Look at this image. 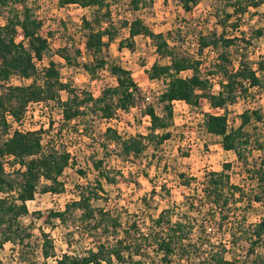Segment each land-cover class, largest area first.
<instances>
[{"label": "trees", "instance_id": "trees-1", "mask_svg": "<svg viewBox=\"0 0 264 264\" xmlns=\"http://www.w3.org/2000/svg\"><path fill=\"white\" fill-rule=\"evenodd\" d=\"M30 1L0 0V10L7 14L4 24L0 23V251L8 243L23 248L32 238L33 234L27 233V228L23 229L20 222L31 214L28 203L35 200L43 181V194L61 193L64 190L61 177L74 164L69 151H59L54 146L57 136H51V130L57 124L55 121H50L46 130L16 131L12 138L5 139L10 128L7 117L12 116L19 121L30 104L58 100L63 117L58 133L60 137L64 128L75 120L92 116V113L103 120H111L120 111L129 112L130 99L139 92L131 71L100 58L119 33L117 24L112 21V7L118 0H58L60 8L79 5L95 9L92 21L84 19L88 30L86 51L93 56V61L85 62L84 67L93 77L99 70L109 67L117 80V85L107 88L104 96L99 98L64 83L56 63L52 61L42 71L38 70L36 64L49 53L50 43L42 34L43 22L34 15ZM142 1H132L135 10H139ZM178 1L184 11L191 12L201 0ZM221 1L225 8L215 16L222 33H202L197 43L199 56L204 57L208 51L216 56L213 63L207 65L209 70L205 75L200 61L178 52L164 34L155 33L142 19L122 22L129 35L119 43L120 50H133L136 38L143 36L152 40L160 58L170 60L169 64L156 62L146 72L150 80L164 85L159 95L164 115H159L154 108L146 109L144 114L151 120L149 133L127 139L116 129L107 127L101 136L103 150L108 152L110 147H115L119 149L120 157L134 164L135 159H139L150 146L158 151L172 138L173 102L184 101L192 107L198 106L199 101L205 98L213 108L226 111L240 98L247 100L250 90H264V57L256 66L248 58L252 38L262 37L264 30L255 31L250 39H246L243 31L239 37L228 35V30L239 31L242 17L252 10L261 9L264 0ZM229 8L231 11H227ZM19 29L24 36L20 43L16 39ZM239 44L244 46L241 48ZM66 48L62 57L72 63ZM233 54L237 57V66L234 65ZM186 72H192V76L185 77ZM12 77L32 82L10 86L8 81ZM216 77L219 81L214 84ZM216 85L220 87L217 93L214 92ZM61 92L68 93L67 101H61ZM240 119L239 127L232 128L226 114H206L203 126L210 135L220 138L223 149L233 152L247 175L256 182L250 192L232 183L227 173L232 165L228 163L223 171L206 174L202 195L198 199L188 197L182 205H173L157 217L150 216L147 227L144 225L147 223L141 225L131 215L124 223L121 215L100 205L104 184L116 185L122 172L107 167L105 161H98L94 165L97 172L94 183L81 187L78 198L68 203L64 210L51 211L48 215L49 221L58 220L65 228H70V223H73L75 229L71 235L78 237L77 242L88 240L91 246L83 253L73 251L58 257L51 235L42 230L40 248L43 264H48L50 259H55L56 264H264V257L257 252L258 248L264 247V213L255 225L248 226L247 216L239 215L238 221L237 213L243 208L237 207L239 204H243V210H246L254 203L261 205L264 212V160H250L249 157L253 144L259 151L264 150V143L256 133L264 116L261 110L253 109L244 111ZM46 136L49 138L48 147L44 144ZM6 156L13 157L12 173L6 172L2 162ZM80 173L85 175L82 171ZM180 178L183 185L191 186V180L184 174ZM182 207L187 209L183 211ZM207 224L215 226V229L211 227L212 232L208 231ZM195 233H199L197 244L193 243ZM246 246L245 255H241ZM32 252L21 254L25 263L31 262L28 256L34 255Z\"/></svg>", "mask_w": 264, "mask_h": 264}, {"label": "rangeland", "instance_id": "rangeland-1", "mask_svg": "<svg viewBox=\"0 0 264 264\" xmlns=\"http://www.w3.org/2000/svg\"><path fill=\"white\" fill-rule=\"evenodd\" d=\"M132 1L118 0L116 6L112 7V21L117 24L119 33L115 41L105 48L100 56L105 60L108 59L110 64L121 65L131 71L139 86V92L130 99L129 112H121L118 123L115 125L125 139L149 133L148 129L151 123L148 124V120L145 119L146 109L154 108L159 115H164L163 108L159 103V95L164 85L161 82L150 80L146 72L156 62L169 64L170 60L160 58L152 40L143 36L136 38L133 50H120L119 43L123 39H127L129 35L128 29L123 27L122 22L132 21L136 18L142 19L155 33L164 34L170 45L175 47L178 52L187 53L200 61L202 73L205 75L207 67H209L207 65L213 63V57L210 51L204 57L199 56L197 50L199 35L222 33V28L218 26L215 15L225 8V4L221 0H201L191 12H186L178 0H143L139 10H135ZM29 5L33 9L34 15L43 22L42 34L49 39L50 43L49 53L44 57L45 67H43L44 64L40 66L42 69L48 67L51 61L56 63L64 83H69L73 89L91 93L95 98L104 96L107 88L117 85V80L110 73L109 67L99 70L96 77L91 76L84 67L85 62L93 61V56L86 51V48L83 49L88 35L84 19L92 21L95 9L82 11L74 6L60 8L58 0H31ZM4 11L0 10L1 24H4V18L7 16ZM227 11H231V9L229 8ZM259 29L264 30V5L258 11L252 10L251 13L243 16L240 30L237 32L228 30V35L239 37L243 31L246 34V39H250L251 35ZM16 39L19 43L24 41L21 29L18 30ZM252 40L248 58L256 66L264 57V34L262 37L252 38ZM70 44L72 47L66 48ZM239 45L241 48L244 46V44ZM65 48L72 63H68L62 57V51ZM232 59L234 65L237 66L238 60L235 54ZM184 76L191 77L192 72H186ZM75 77H79V80H74ZM215 79L217 81L214 84L219 81L217 77ZM31 82L32 80L27 83ZM23 84L17 77H12L8 81L10 86ZM218 91L216 85L214 92ZM248 97L247 100L240 98L236 104L229 105L223 113L228 116L232 128L239 127L240 116L246 110H261L264 116V90H250ZM68 98L67 92L60 93L62 102L67 101ZM43 103L44 105L40 109L48 108L53 121L57 123L51 130V136H57L54 146L59 151H69L74 164L66 169L61 177V182L64 184V190L61 193L43 194L41 190L45 181L41 183L35 200L28 203L31 214L20 220L22 228H27L26 232L33 234L32 238L26 241L23 248L12 243L6 244L5 249L0 251V264H43L40 248L43 242L42 230L51 235L58 257L73 251L83 253L91 246L88 240L77 242L78 237L71 235L75 229L73 223H70V228H65L58 220L49 221L48 215L51 211L64 210L68 203L78 198L81 187H87L90 183H94L97 178L94 165L101 160L106 162L107 167L121 171L122 174L118 175L116 185L104 184L105 192L100 194L102 198L100 205L109 207L121 215L124 223L131 215L132 219H137L141 225L147 223L144 224L146 226L150 224V216L157 217L162 211L173 207V205H182L188 197L198 199L202 195V184L206 174L212 171H223L224 166L228 163L232 165L227 173L233 184L243 187L247 192L256 186V182L247 175L236 155L233 152L225 151L220 145V138L210 135L205 130L204 120L199 117L209 110L210 103L205 98L199 101L198 106L186 109H183L182 106L178 107V110L174 112L173 125L170 127L172 138L166 141L158 151L150 146L139 159H135L134 164L127 163L120 157L119 149L115 147H110L108 152L103 150L101 136L108 126L99 115L92 113V116L75 120L64 128L58 137L63 123V118H60L62 108L59 101ZM36 108L39 107L35 106V103L30 105V111H34ZM257 128L258 139L264 143V120L257 125ZM48 143L49 138L46 136L45 147H48ZM45 149V151L48 150V148ZM250 151V160H264V150L259 151L255 144L251 146ZM7 163L8 172L12 173V160ZM181 174L191 180L190 187L183 185ZM237 207H243L237 211L238 221H240V216L245 214L247 226L255 225L264 213L262 206L255 203L246 210H243L245 209L243 204H239ZM182 208L183 211L187 209L186 207ZM36 213H40V215H36ZM207 225L208 231L212 232V228L215 229V226ZM198 236L199 233L194 234L193 243L197 244ZM72 241L73 244L70 245ZM246 249L247 246L242 250L241 255H245ZM30 251L35 253L28 256L31 262L25 263L21 254ZM192 251L194 253V249ZM257 252L264 257V247L258 248ZM24 257L26 256L24 255ZM193 259L195 260L194 255ZM252 259L254 260L255 256ZM196 261L198 262V260ZM48 264H56L55 259H50Z\"/></svg>", "mask_w": 264, "mask_h": 264}, {"label": "built area", "instance_id": "built-area-1", "mask_svg": "<svg viewBox=\"0 0 264 264\" xmlns=\"http://www.w3.org/2000/svg\"><path fill=\"white\" fill-rule=\"evenodd\" d=\"M70 6H74V7L78 8L79 10H82V11L87 9V8H83V7L79 6V5H70ZM71 47H72L71 44L67 46V48H71ZM84 48H86V46H83V49ZM210 54L212 55L213 58L216 57L215 54L213 52H211V51H210ZM41 64H44V59L42 61H40V62H37V64H36V66H37L39 71L43 70L40 67ZM43 67H45V64H44ZM18 79H19V81L23 82L24 84L25 83L27 84V82H30V80L23 81L20 78H18ZM74 80H76V81L79 80V77H75ZM219 89H220V87L217 85V90H219ZM32 104H30V105H32ZM30 105H29V107L27 109V112L24 115V117H22V119H20L19 121H15V119L12 116H8L7 117V120H8V123L10 125V128L8 130V133L6 134V139L12 138L16 131H18L20 133H27V132L39 131L41 129L46 130V129L49 128L50 121H52L53 119H52L51 114L48 112V108L40 109V108L43 107L44 103H35V106H37L39 108L34 109V111H30ZM181 106L184 107L183 109L191 107L190 105H188L184 101H175V102H173V110H174V112H176L178 110V107L181 108ZM121 112L122 111H120L115 118H113L111 120H105L108 127L116 129L120 134H121L120 130L115 125L118 123V117H119V114ZM224 112H225L224 109L213 108L209 104V110L206 111V113L204 115H200L199 117L200 118L202 117L203 120H205V115L206 114L220 115V114H223ZM124 113H126V112H124ZM60 118H63L62 117V113L60 115ZM145 119L148 120L147 123L150 124V121H151L150 117L149 116H145ZM9 160H13V157L6 156L2 160L7 173H9L8 172V163H7Z\"/></svg>", "mask_w": 264, "mask_h": 264}, {"label": "crops", "instance_id": "crops-1", "mask_svg": "<svg viewBox=\"0 0 264 264\" xmlns=\"http://www.w3.org/2000/svg\"><path fill=\"white\" fill-rule=\"evenodd\" d=\"M221 145V144H220Z\"/></svg>", "mask_w": 264, "mask_h": 264}]
</instances>
